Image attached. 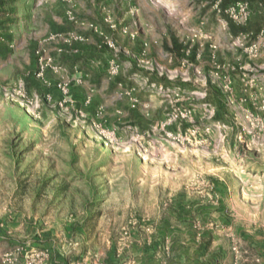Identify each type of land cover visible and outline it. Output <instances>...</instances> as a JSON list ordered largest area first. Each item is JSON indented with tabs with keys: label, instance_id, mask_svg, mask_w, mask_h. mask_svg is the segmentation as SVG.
I'll return each mask as SVG.
<instances>
[{
	"label": "rangeland",
	"instance_id": "obj_1",
	"mask_svg": "<svg viewBox=\"0 0 264 264\" xmlns=\"http://www.w3.org/2000/svg\"><path fill=\"white\" fill-rule=\"evenodd\" d=\"M153 16L149 0H0V264L58 244L108 264H264L252 59L211 62L210 83L152 65Z\"/></svg>",
	"mask_w": 264,
	"mask_h": 264
},
{
	"label": "crops",
	"instance_id": "obj_2",
	"mask_svg": "<svg viewBox=\"0 0 264 264\" xmlns=\"http://www.w3.org/2000/svg\"><path fill=\"white\" fill-rule=\"evenodd\" d=\"M149 1L154 16L149 21L150 33L148 37L150 42L160 48L154 51L157 57H153L152 65L163 66L167 71H172L178 68L177 65H180V69L185 67L191 72L196 71V75L192 73L191 77H196L198 80L207 79L205 73L208 71L209 83L213 81L211 62L222 60L227 56L228 60L233 61L237 58L238 53H246L236 40L232 43L230 41L234 40L242 30L257 32L264 26V0H249L251 14L248 22L244 25H236L227 17L214 13L206 0L204 2H197V0ZM233 1L224 0L225 3ZM196 12H200L199 14L204 16V24L197 23L199 17H196ZM188 34L198 36L192 47H186V43L182 41V37ZM164 46L167 49L164 53L165 61L162 63L160 57ZM149 52L151 51L149 50ZM249 57L252 60L247 68L248 73H246L248 84L250 87L262 88L264 87V77L261 75L260 69L264 68V50L257 57ZM233 63L236 64L235 61ZM189 77L190 75H187V78ZM59 246L58 244L53 248L51 257L46 264H108L104 263L100 257L93 260L88 256L82 257V254L76 252H71L68 255L63 254Z\"/></svg>",
	"mask_w": 264,
	"mask_h": 264
},
{
	"label": "built area",
	"instance_id": "obj_3",
	"mask_svg": "<svg viewBox=\"0 0 264 264\" xmlns=\"http://www.w3.org/2000/svg\"><path fill=\"white\" fill-rule=\"evenodd\" d=\"M208 4L214 13L227 17L236 25H244L250 18L249 0H234L230 3H225L224 0H209ZM238 43L250 56L257 57L264 50V26L257 32H239ZM61 88L66 95L67 89L64 86Z\"/></svg>",
	"mask_w": 264,
	"mask_h": 264
}]
</instances>
